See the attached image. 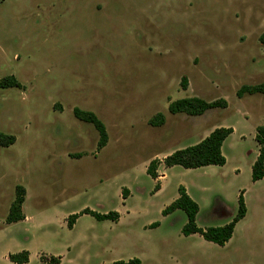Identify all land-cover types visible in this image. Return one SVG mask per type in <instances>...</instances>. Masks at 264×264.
I'll return each mask as SVG.
<instances>
[{
  "label": "rangeland",
  "instance_id": "1",
  "mask_svg": "<svg viewBox=\"0 0 264 264\" xmlns=\"http://www.w3.org/2000/svg\"><path fill=\"white\" fill-rule=\"evenodd\" d=\"M263 33L264 0H0V79L21 84L0 89V133L16 139L0 147V264H15L9 256L24 251L28 264L44 256L62 264H264V179L252 181L264 95L237 96L264 83ZM194 97L225 99L228 108L169 113L172 102ZM75 108L105 124L104 152ZM159 113L165 125L151 126ZM221 127L234 129L225 166L162 167L164 192L150 197L152 159L158 169L157 158ZM17 186L26 189L28 218L8 225ZM180 186L200 206L203 229L228 224L245 191L248 213L229 243L184 236L181 210L162 215ZM85 209L122 220L83 215L70 229L68 218ZM153 223L161 226L144 228Z\"/></svg>",
  "mask_w": 264,
  "mask_h": 264
},
{
  "label": "trees",
  "instance_id": "2",
  "mask_svg": "<svg viewBox=\"0 0 264 264\" xmlns=\"http://www.w3.org/2000/svg\"><path fill=\"white\" fill-rule=\"evenodd\" d=\"M260 42L264 44V33L260 37ZM182 87L187 90L188 80L183 78ZM21 88V84L14 76H8L0 79V89ZM264 95V83L256 86H243L238 92V98L242 99L245 95ZM228 103L225 99H219L214 102H207L201 98H185L172 102L169 105V113L172 115L185 114L191 117H198L204 115L209 110L213 109H226ZM76 119L81 122L91 124L99 133L98 149H104L109 142V135L105 124L98 118V116L89 111L75 108L73 112ZM166 123V117L159 113L153 119L149 121V124L153 127H161ZM234 133V129L221 127L214 130L208 137L203 139L200 143L182 149L177 150L170 156L166 157L164 164L167 168H173L180 166L187 170H195L209 166H225L227 159L223 154V145L225 141ZM255 140L260 146V152L257 160L252 167V181L254 183L264 179V126L257 129V135ZM16 139L14 136L0 133V147L8 148L15 144ZM158 161H152L148 167L147 173L153 179H157ZM160 190L159 184L155 188ZM128 190L123 191V196L126 199ZM179 198L170 204L163 211V216H169L174 212L181 210L185 212L188 218V222L182 230V233L186 237L192 235H200L205 241L217 244L219 246H225L233 238L237 225L246 218L248 209L245 200V191L240 192L238 204V212L236 216L226 225L219 227H209L206 229L200 228L197 225V218L200 212V206L195 202L187 193L184 186L179 187ZM26 189L22 186L16 188V198L12 203L9 215L7 217V224H14L26 219L23 212V205L25 203ZM89 215L98 221H113L117 222L120 219L118 212H109L108 214H101L90 209H85L81 214L72 215L68 218V226L73 228L77 220L83 216ZM152 228L159 226V223L151 225ZM9 259L15 264H28L30 261V253L24 251L20 254L10 255ZM42 264H62L61 257H41ZM114 264H140V260L133 259L128 262L120 261Z\"/></svg>",
  "mask_w": 264,
  "mask_h": 264
},
{
  "label": "crops",
  "instance_id": "3",
  "mask_svg": "<svg viewBox=\"0 0 264 264\" xmlns=\"http://www.w3.org/2000/svg\"><path fill=\"white\" fill-rule=\"evenodd\" d=\"M209 136V135H208ZM207 136V137H208ZM105 149V148H104ZM104 149H103V152H104ZM103 152H101V154H99L97 157H95L96 159H98L99 157H102V154H103ZM223 154H224V152H223ZM258 155L259 154H257V158H258ZM105 156H107V155H105ZM107 157H109V156H107ZM106 157V158H107ZM82 158V157H81ZM165 158H166V156L165 157H163V158H157V160H159L160 161V165H159V168L157 169V174H158V178L157 179H154L157 183H156V185L157 184H159V186H160V190H156V189H154L153 190V192H151L150 193V197H156V196H161L162 194H163V192H164V189H165V186H164V180H166V178L168 177V174H167V172H166V170L167 169H170V168H167L166 166H165V164H164V160H165ZM256 158V159H257ZM111 159H112V161H113V157H111ZM256 159H255V161H256ZM107 160V159H106ZM152 160H156V159H152ZM152 160L150 161V163L152 162ZM255 161H254V163H255ZM150 163L148 164V166H146V169L148 170V167H149V165H150ZM227 163H228V161H227ZM162 167H165L166 168V170L165 171H161V168ZM148 174V173H147ZM119 175H120V173H118L117 172V174H115V176L113 175L112 176V178H111V181L113 182L114 181V179H118L119 178ZM150 176V175H149ZM102 182V181H101ZM107 182H109V180H107ZM156 188V187H155ZM185 189H186V191H187V193L189 194V191H188V189L185 187ZM129 190V189H128ZM129 195H128V197H130V196H132V192L129 190ZM179 196H180V194H178V195H176L175 196V199L174 200H172V202H174L175 200H177L178 198H179ZM190 196V195H189ZM191 197V196H190ZM129 199V198H128ZM128 199H126L127 201H128ZM172 204V203H171ZM166 209V205H165V207L162 209V213H163V211ZM91 210V209H90ZM92 211H94V210H92ZM25 212V211H24ZM109 212H113V211H106V212H104V213H101V214H108ZM26 215V214H25ZM163 215V214H162ZM82 217V216H81ZM165 217V216H164ZM168 216H166L165 218H167ZM27 218H28V216L26 215V219L24 220V221H26L27 220ZM121 220H122V215H120V219H119V221H117V222H113V221H109V222H111V223H115V224H118V223H120L121 222ZM243 221V220H242ZM77 222H78V220H77ZM77 222L75 223V225L73 226V228L72 229H75V227H76V225H77ZM99 222H101V221H99ZM102 222H107V221H102ZM154 224V223H153ZM153 224H151V225H153ZM151 225H147V226H145L144 228L147 230V229H157V228H159L160 226H161V224L159 223V226L158 227H156V228H152V226ZM238 226V225H237ZM193 236V235H192Z\"/></svg>",
  "mask_w": 264,
  "mask_h": 264
}]
</instances>
